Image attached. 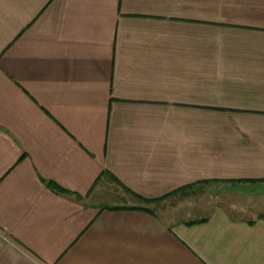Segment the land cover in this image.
<instances>
[{"label":"crops","instance_id":"1","mask_svg":"<svg viewBox=\"0 0 264 264\" xmlns=\"http://www.w3.org/2000/svg\"><path fill=\"white\" fill-rule=\"evenodd\" d=\"M0 264H264V0H0Z\"/></svg>","mask_w":264,"mask_h":264},{"label":"rangeland","instance_id":"2","mask_svg":"<svg viewBox=\"0 0 264 264\" xmlns=\"http://www.w3.org/2000/svg\"><path fill=\"white\" fill-rule=\"evenodd\" d=\"M209 183V182H208ZM208 183H205V184H208ZM204 184H202V185H196V187L194 186L193 187V189H194V191L193 192H191V193H194V194H190L191 196L190 197H188V198H185V199H177V200H181L183 203H185V207H190V205H196V206H198V207H200V206H208V207H210V208H212V207H214V206H216V205H221L222 204V206L225 204V205H227V204H244V203H240L239 201H234V199H226V198H221V197H216L215 195H212V196H209L208 195V192H206V194H205V196H202L201 194H202V191H200L202 188H204V186H206L205 188H207V186H211V184L210 185H204ZM190 189V188H189ZM188 192H189V190H187ZM197 193H198V195H197ZM173 200H175V199H170V200H167V201H165V204H168V203H171ZM182 203V204H183ZM245 205V204H244ZM209 214V208H199V209H197V210H195V209H190V210H188V211H186V212H184L183 214H178L179 215V217L180 218H195V219H197V218H200V217H204V216H206V215H208Z\"/></svg>","mask_w":264,"mask_h":264},{"label":"trees","instance_id":"3","mask_svg":"<svg viewBox=\"0 0 264 264\" xmlns=\"http://www.w3.org/2000/svg\"><path fill=\"white\" fill-rule=\"evenodd\" d=\"M202 184H205V183H199L198 185H202ZM196 185H197V184H196ZM196 185H194V186L196 187ZM186 188H191V187H186ZM186 188H184V190H185ZM181 190H183V189H179L178 191H181ZM178 191L174 192L173 194H177ZM77 198H78V197H77ZM164 199H165V198L154 199V200H144V201H145L147 204H148V203L153 204V203L160 202V201H162V200H164Z\"/></svg>","mask_w":264,"mask_h":264}]
</instances>
